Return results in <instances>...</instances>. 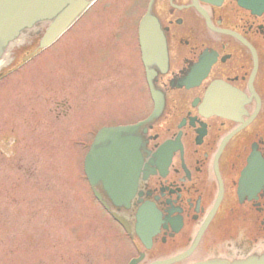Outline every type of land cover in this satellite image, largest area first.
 Returning a JSON list of instances; mask_svg holds the SVG:
<instances>
[{
    "label": "flooded vegetation",
    "instance_id": "af4514ba",
    "mask_svg": "<svg viewBox=\"0 0 264 264\" xmlns=\"http://www.w3.org/2000/svg\"><path fill=\"white\" fill-rule=\"evenodd\" d=\"M126 1L90 0L85 13L93 89L131 111L115 126L141 124L159 105L134 133L141 162L129 203L87 183L131 245L126 264L264 256V0ZM145 21L157 32L149 42Z\"/></svg>",
    "mask_w": 264,
    "mask_h": 264
},
{
    "label": "rangeland",
    "instance_id": "374dc122",
    "mask_svg": "<svg viewBox=\"0 0 264 264\" xmlns=\"http://www.w3.org/2000/svg\"><path fill=\"white\" fill-rule=\"evenodd\" d=\"M89 21L0 84V264H126L134 255L93 202L83 173L94 133L131 116L128 105L107 103L93 89ZM46 30L22 46L9 70ZM141 105L145 114V90Z\"/></svg>",
    "mask_w": 264,
    "mask_h": 264
},
{
    "label": "water",
    "instance_id": "95a60500",
    "mask_svg": "<svg viewBox=\"0 0 264 264\" xmlns=\"http://www.w3.org/2000/svg\"><path fill=\"white\" fill-rule=\"evenodd\" d=\"M88 6V0H0V73L9 70L22 46L34 40L44 23H49V27L41 40L40 49L48 47L63 35ZM30 29L32 31L27 33ZM22 34L25 35L18 38ZM143 34L148 42L152 35H157L155 27L149 21L144 23ZM146 61L145 56V63ZM163 61L164 56L161 57V62ZM151 91L155 96L154 90ZM158 113L159 105L149 121ZM143 124L103 128L86 155L84 172L89 183L94 187L103 184V188L114 198L115 205L128 204L130 201V191L134 186L133 175L141 162V141L135 138L134 133ZM97 197L101 198L99 195ZM113 216L126 227L120 218ZM198 264H264V256L233 263L209 261Z\"/></svg>",
    "mask_w": 264,
    "mask_h": 264
},
{
    "label": "bare ground",
    "instance_id": "6f19581e",
    "mask_svg": "<svg viewBox=\"0 0 264 264\" xmlns=\"http://www.w3.org/2000/svg\"><path fill=\"white\" fill-rule=\"evenodd\" d=\"M85 16H86V15H85ZM85 16H84V17H85ZM80 21H81V20H80ZM80 21H79V22H80ZM79 22H78V23H79ZM75 27H76V26H74V28H75ZM74 28H72V29H74ZM71 31H72V30H71ZM69 32H70V31H69ZM69 32H68V33H69ZM68 33H67V34H68Z\"/></svg>",
    "mask_w": 264,
    "mask_h": 264
}]
</instances>
